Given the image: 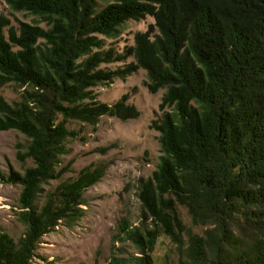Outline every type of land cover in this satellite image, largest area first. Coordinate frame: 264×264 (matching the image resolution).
Segmentation results:
<instances>
[{
	"label": "trees",
	"instance_id": "1",
	"mask_svg": "<svg viewBox=\"0 0 264 264\" xmlns=\"http://www.w3.org/2000/svg\"><path fill=\"white\" fill-rule=\"evenodd\" d=\"M6 3L34 19L15 25L0 14V130L25 136L22 170L0 168V182L21 187L17 215L25 227L17 240L0 233V264H31L44 235L83 217L84 193L108 164L64 179L62 158L86 125L140 116L129 92L114 103L94 93L139 69L151 93L165 90L163 114L150 125L162 154L137 181V223L127 216L117 223L111 264H155L161 237L174 247V264H264V0ZM147 16L155 22L136 32L133 45L104 47L122 24ZM5 86L18 97L9 101ZM180 206L201 232L185 223ZM118 243L136 251L119 256Z\"/></svg>",
	"mask_w": 264,
	"mask_h": 264
},
{
	"label": "rangeland",
	"instance_id": "2",
	"mask_svg": "<svg viewBox=\"0 0 264 264\" xmlns=\"http://www.w3.org/2000/svg\"><path fill=\"white\" fill-rule=\"evenodd\" d=\"M2 13L7 14L15 25L21 21L32 22L34 19V16L26 12L12 11L6 0H0ZM154 22L152 16L139 21L128 20L121 25L117 37L104 39V47H113L123 52L126 46L134 44L136 32L147 30ZM132 60L130 57L126 62H113L102 67L116 69ZM147 79L146 71L139 69L125 80L116 79L109 85L94 88L97 98L108 103H114L129 92V102L138 107L140 116L128 121L103 116L96 127L86 125L82 130L79 123L72 126L80 131L78 138L70 140V152L62 158L60 167H65L63 178L76 176L91 163L105 162L108 169L97 184L85 191L83 217L72 226L62 224L44 235L31 264H111L112 235L118 221L127 216L133 223H137L140 211V201L136 195L137 181L141 176L152 174L162 154L160 133L150 125L163 114L159 105L165 90L151 93L145 85ZM1 93L9 101L18 97L12 86H5ZM24 141L25 136L16 130H0L1 169L8 172L10 166H13L22 170L18 150L19 144ZM30 164L29 160L26 165ZM59 181L53 180L46 189ZM20 190V185L0 182V233L7 231L16 240L25 230L17 215ZM179 209L185 223L194 227L187 209L183 206ZM194 229L201 232V228ZM117 246L124 250L118 252L122 257L136 251L125 243H118ZM153 254L155 264L175 262L174 247L166 237L159 239Z\"/></svg>",
	"mask_w": 264,
	"mask_h": 264
}]
</instances>
